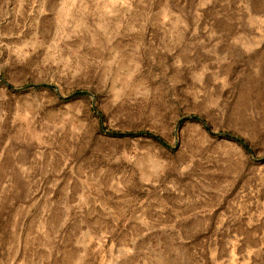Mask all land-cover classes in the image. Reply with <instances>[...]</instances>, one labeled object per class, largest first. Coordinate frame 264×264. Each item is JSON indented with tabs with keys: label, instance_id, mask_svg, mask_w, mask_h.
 I'll use <instances>...</instances> for the list:
<instances>
[{
	"label": "rangeland",
	"instance_id": "374dc122",
	"mask_svg": "<svg viewBox=\"0 0 264 264\" xmlns=\"http://www.w3.org/2000/svg\"><path fill=\"white\" fill-rule=\"evenodd\" d=\"M0 264H264V0H0Z\"/></svg>",
	"mask_w": 264,
	"mask_h": 264
},
{
	"label": "trees",
	"instance_id": "16d2710c",
	"mask_svg": "<svg viewBox=\"0 0 264 264\" xmlns=\"http://www.w3.org/2000/svg\"><path fill=\"white\" fill-rule=\"evenodd\" d=\"M237 142L242 145L247 151H249L248 146L245 144V142L243 140L237 139Z\"/></svg>",
	"mask_w": 264,
	"mask_h": 264
}]
</instances>
